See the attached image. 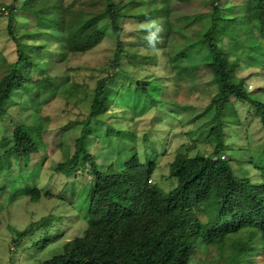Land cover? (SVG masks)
Wrapping results in <instances>:
<instances>
[{"label": "trees", "instance_id": "obj_1", "mask_svg": "<svg viewBox=\"0 0 264 264\" xmlns=\"http://www.w3.org/2000/svg\"><path fill=\"white\" fill-rule=\"evenodd\" d=\"M16 1L1 5L0 9L8 15L7 30L16 47V61L8 62L5 56L0 55V120L13 93L37 110L43 93L51 94L61 83L48 76L50 64L24 53L12 34ZM219 1L210 0L209 27L199 40L206 52L205 67L210 71L216 87L210 100L213 114L207 136L211 149L194 156L176 154L168 166L167 175L163 177L171 183L166 191L152 183L157 168L155 159L141 160L136 153L123 163L122 174L101 172L95 156L87 149V136L90 125L97 123L99 117L107 115L113 118V125L116 126L106 129L105 136L100 138L103 140H108L110 132L119 135L124 123L134 119L129 115L128 107L117 104L109 92L111 76L120 66L121 54H129L131 59L143 57L136 56V45H132L134 51L131 52L123 48L121 21L133 19L144 24L134 33L144 42L146 36H155L163 21L160 16L169 19L171 1L129 0L116 3L115 0H105L102 8H68L60 0L21 2L19 9L33 15L42 36L51 30L61 34L60 46L64 52H88L107 36L114 44L113 55L104 69L106 74L96 81L89 111L78 124L79 132L73 141L72 152L54 168V172L67 179L77 171L78 161H83V166L88 167L92 192L84 213L85 227L81 235L72 238L69 244H63L59 253L36 264H189L199 248L205 251L216 249L223 264H257V257L264 258V168L257 166L261 178L258 182H252L245 176L238 177L232 168V160H224L226 146L223 130L227 108L238 101L254 108V116L264 133V102L250 99L245 79L236 74L238 59L232 60L216 38L219 30L226 33L235 29L242 31L250 25L258 43L254 49L260 52L259 57L263 60L264 46L260 47V43L264 44V0H246V15L233 20L220 17ZM186 20L190 23L195 18L188 17ZM169 28L164 22V29L157 32L159 40L155 39L156 52L148 58L153 61L160 51L162 59H166L162 76L167 75L173 81L185 76L192 78L198 67L183 62L191 53V45L172 56L163 51ZM147 60L139 63L148 65L150 60ZM157 81L158 92H161L165 87L163 79ZM155 87L148 80L137 82V97L155 103ZM230 122L240 124L238 118ZM128 127L132 128L131 125ZM66 128L62 129L61 135ZM45 134L41 133L39 123L31 126L21 123L14 126L8 136L2 135L0 170L9 171L14 162L19 163L21 169L29 167L27 158L32 155V150L43 149ZM58 135L56 138L61 137ZM221 156L224 159H220ZM20 175V183L31 191V200L38 201L42 192L31 187L35 186L30 182L34 176L25 178ZM54 220L52 215L41 218L25 228L19 239L39 231L42 234L33 242L31 250L47 247L50 240L55 239L52 236Z\"/></svg>", "mask_w": 264, "mask_h": 264}, {"label": "rangeland", "instance_id": "obj_2", "mask_svg": "<svg viewBox=\"0 0 264 264\" xmlns=\"http://www.w3.org/2000/svg\"><path fill=\"white\" fill-rule=\"evenodd\" d=\"M60 1L68 8L105 6V0ZM166 1H171V15L169 19L160 16L163 21L157 31L164 29V22L165 26H170L163 51L167 56H172L191 45V53L183 62L195 64L198 70L192 78L185 76L177 81L167 75V78L162 76L166 59H162L160 51H157L153 61L148 58V55L156 52L155 39L159 40L157 32L155 36H146L143 42L134 33L144 24L133 19L122 20L123 48L131 52L132 45H136V56L143 57L140 59L138 56L140 60L131 59L129 54H121L120 66L111 76L109 92L117 104L128 107L129 115L134 116V119L129 117V122L124 121L119 135L110 132L108 140H103L100 138L105 136L106 129L116 126L113 125V118L107 115L99 117L97 123L90 125L87 136V149L95 156L101 172L122 174L123 163L136 153L141 160L155 159L157 168L152 183L164 191L169 189L171 183L163 177L167 175L168 166L176 154L194 156L211 149L207 136L213 114L210 100L216 89L212 75L205 67V48L199 42L209 27V15L212 12L210 0H188V3L183 0ZM21 2L23 0L15 2L12 34L24 53L35 56L39 62L50 64L48 76L53 77L54 82L61 83L51 94L43 93L37 110L13 93L0 120V138L2 135L8 136L13 127L21 123L29 126L39 123L41 133L46 132L43 149L32 150V155L27 158L29 167L21 169L19 163L14 162L9 171L0 170V264H36L59 253L63 244H69L72 238L81 235L85 227L84 213L92 192L88 167L83 166V161H78L77 171L67 179L54 172V168L71 154L73 141L79 132L78 124L89 111L96 81L105 76L104 69L114 52V44L108 36L88 52H64L60 46L61 34L51 30L42 36L33 15L19 9ZM12 3L13 0H0V9L1 5ZM217 5L220 17L230 20L245 16L248 7L246 0H220ZM188 17H194L195 20L189 23L186 20ZM7 26L8 15L0 10V55L5 56L8 62H14L16 47ZM216 38L232 60L238 59L237 76L253 87L249 92L250 99L264 102V58L262 60L260 52L254 49L258 43L250 25L242 31L235 29L226 33L219 30ZM263 46L260 43V47ZM144 60H150L151 63L140 64ZM159 78L163 79L165 85L161 92H158L156 85ZM145 80L156 86L153 92L155 103L137 97L136 83ZM233 104L224 114V160H232V168L238 177L245 176L252 182H258L261 178L257 166L264 168V133L250 104L238 101ZM236 118L240 120L239 125L230 122ZM105 121L107 125H104ZM63 128H66V132L61 135ZM56 134L61 137L56 138ZM19 175L25 178L34 176L30 182L35 186L31 187L42 192L38 201L31 200V191L20 183ZM48 215L55 217L52 231L55 239H51L45 248L31 250L33 242L42 233L36 231L32 236L19 239L20 234ZM57 234L59 237H56ZM219 259L220 255L214 248L206 251L199 248L189 264H223ZM256 263L264 264V258L257 257Z\"/></svg>", "mask_w": 264, "mask_h": 264}, {"label": "clouds", "instance_id": "obj_3", "mask_svg": "<svg viewBox=\"0 0 264 264\" xmlns=\"http://www.w3.org/2000/svg\"><path fill=\"white\" fill-rule=\"evenodd\" d=\"M248 85H251V84H246L245 87H246V90L250 92V91L253 89V87H252L251 90H248V89H247V86H248ZM251 86H252V85H251ZM220 159H224V156H221ZM211 249H212V248H211ZM215 250H216V249H215Z\"/></svg>", "mask_w": 264, "mask_h": 264}, {"label": "built area", "instance_id": "obj_4", "mask_svg": "<svg viewBox=\"0 0 264 264\" xmlns=\"http://www.w3.org/2000/svg\"><path fill=\"white\" fill-rule=\"evenodd\" d=\"M247 89H248V90H251V89H252V86H251V85H248V86H247Z\"/></svg>", "mask_w": 264, "mask_h": 264}]
</instances>
